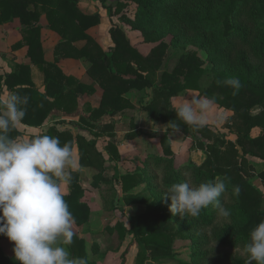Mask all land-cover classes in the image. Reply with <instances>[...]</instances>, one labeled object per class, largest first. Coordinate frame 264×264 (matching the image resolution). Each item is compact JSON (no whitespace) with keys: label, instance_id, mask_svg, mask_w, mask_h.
<instances>
[{"label":"trees","instance_id":"1","mask_svg":"<svg viewBox=\"0 0 264 264\" xmlns=\"http://www.w3.org/2000/svg\"><path fill=\"white\" fill-rule=\"evenodd\" d=\"M78 2L0 0V24L17 17L23 26V38L28 46L30 63L20 64L17 72L8 73L5 77L0 75V89L5 86L12 92L29 97L22 123L41 126L54 109L71 114L78 108L85 93L95 92L92 85L64 74L56 64L61 58H77L87 62V73L99 81L102 89L99 105L91 108L92 111L86 109L93 116H114L133 109L135 106L124 94L131 89H150L152 98L142 105V109L154 121L167 124V130L191 132L198 142L197 146L206 152V157L200 165L189 161L176 167L168 138L164 135L161 138L162 154L154 157L148 155L147 158L153 159V162H148V159L144 162L143 177L149 182L151 177L147 175L148 170L152 167L162 168V185L166 191L172 183L189 181L190 178L193 184H198L214 180L217 176H228L229 189L221 200L223 202L225 197L230 198V204L226 206L231 211L230 222L221 227L214 225L218 215L211 206L202 210L198 217L188 218L192 225L205 231L204 240H207L206 229H211L212 240L220 246L243 248L250 230L264 220V209L261 208L263 194L249 181L252 169L246 165L248 157L264 161V0H117L114 8L106 6L105 0H100L110 15L121 13L129 2L136 5L130 24L140 30L146 42L152 44L145 54L131 44L118 24L110 26L108 31L112 44L103 48L87 32L100 23V14L80 11ZM42 13L46 15L48 27L61 37L54 48L53 62L43 59L39 25ZM120 16L124 17V14ZM167 36H170L169 42L166 41ZM169 46L184 51L172 71H162L158 79L157 72ZM188 46L204 51L206 58H201L195 50L187 49ZM31 63L36 64L44 75V91L25 78ZM207 73L210 81L202 87L201 79ZM227 77H237L242 82L243 87L238 93L233 94V89L222 83ZM16 82L22 83L15 86ZM188 89L199 91L198 95L215 97L217 106L232 112L229 120L236 129L233 141L223 134H215L216 129L210 125L197 130L175 116L176 107L171 106L170 98ZM79 119L91 126L84 115H80ZM173 123L178 126L176 129L171 127ZM258 126H262L260 134L252 136V129ZM228 127L232 129V126ZM94 128L97 135L104 133L110 138L104 146V151L109 154L108 159L113 161L118 158L114 141L115 122L108 121ZM45 134L59 137L61 144L70 143L73 150L76 148L78 167L72 171V182L67 185L68 191L64 196L75 223L80 225L87 220L88 213V205L82 200L84 188L79 180L80 167L93 164L87 148L93 147L94 142L83 134H74L70 128L59 129L56 125H50L40 135ZM11 135L20 138L21 132L15 127ZM199 135L203 138H199ZM105 169V165H100L92 176L94 186H97V180ZM259 175L264 185V170ZM138 177V174L123 176L122 188H130L137 183ZM233 186L240 188L238 197L233 195ZM125 202L130 205L146 202V199L139 195H128ZM114 207H118L115 201ZM148 212L137 220L133 219L128 229L145 248L167 251L174 234L186 235L183 228H172L170 211L154 207ZM148 219L150 221L147 222ZM2 239L7 237L0 235V264H16L17 261L2 248ZM69 251L72 257H86L89 264H97L88 256L82 237L74 234ZM200 257L201 254L196 253L191 261H180L178 264H200ZM245 259L234 258L230 264H245Z\"/></svg>","mask_w":264,"mask_h":264},{"label":"rangeland","instance_id":"2","mask_svg":"<svg viewBox=\"0 0 264 264\" xmlns=\"http://www.w3.org/2000/svg\"><path fill=\"white\" fill-rule=\"evenodd\" d=\"M96 2L100 4V0H96ZM116 2L117 0H105L106 6H112L113 8ZM135 9L136 5L132 2L124 6L121 9V13L126 18L120 16L121 13L110 15L107 11L110 21H105L106 24L99 30L101 32H98V37L102 38L100 41L103 47L108 48L112 43L108 36V27L110 28L112 24H118L131 44L140 52L145 54L150 50L152 44L146 42L140 30L134 29L130 24V21L134 18ZM106 39L109 43L106 42ZM169 40L170 36H167L166 41L169 42ZM187 49L195 50L201 58H206L205 52L198 50L194 46H188ZM166 51L161 68L157 72L158 79L162 71H172L184 50L169 46ZM209 76L207 73L202 77V87L207 86L209 83ZM99 87L98 93L102 95V90ZM198 94L199 91L197 90H185L170 98L171 106L176 107L183 97L190 100L191 95ZM127 96V99L135 107L114 115V141L118 150V158L113 161L108 159L109 154L104 151V146L110 138L104 133L97 135L96 132H93L95 125L106 123V116L101 114L92 117V112L89 111L90 115L85 114L84 117H88L87 121L91 123V126L83 123L80 119L79 122L75 123L79 126L83 124L80 126V130L77 129L81 131V135L86 133L87 138L94 142L93 147L87 148V151L91 152L93 164L81 165L79 175L80 183L84 188L82 200L88 205L87 220L80 225L74 222L73 225L74 234L84 239L88 256L96 260L97 264H178L180 261H191L192 256L196 253L201 254L198 259L200 264H230V261L234 258L245 259L243 248L220 246L212 240L211 229H206L207 240H204L205 231L192 225L188 216L185 218H181L179 214L170 216L172 228L174 230L183 228L186 235L181 233L174 234L167 251L145 248L135 240L133 234L128 232L132 220L139 219L144 213L148 214L150 209L161 207L165 208V211H169L170 200L166 199L164 195L162 168L154 169L152 167L148 170L147 175L151 177L149 182L142 175L144 162L147 159L148 162H153V159L147 158L148 155L154 157L162 154L163 145L161 138L164 135L167 136L176 167H180L189 161L200 165L206 157V152L197 146L198 142L191 132L167 130V124L156 122L148 116L147 112L142 109V105L151 100L152 91L150 89L141 91L131 89L127 92ZM173 99H175V102H173ZM99 102V96L93 95L88 102L89 106H86L85 109L96 108ZM79 109L77 108L71 113L77 112ZM256 111L257 109L254 110V112ZM209 115L210 121L208 125L216 129L214 131L215 134H223L226 139L233 141L236 137V129L229 120L232 112L214 104ZM228 125L232 126L231 130H229ZM261 130L262 126L254 127L251 135H259ZM199 138L203 137L199 135ZM73 155L77 168L78 154L76 148L73 150ZM100 165H105L106 169L97 180V186H94L92 184V176ZM246 165L247 167L249 166L248 161ZM259 173L255 175L252 169L249 172V181L263 194L261 208L264 209V185ZM132 174L139 175L137 183H133L128 189H123L121 178ZM189 182L192 183V178L189 179ZM67 191L68 186H63V193H67ZM128 195L142 196L146 199V202L129 205L125 202V197ZM114 201L118 204L116 208L114 207ZM223 203L225 207L229 205L230 198L225 197ZM146 221L148 222L150 219ZM229 222V218L225 219L217 216L214 225L221 227ZM13 245L14 242H10L8 239L1 240V246L5 253L12 258L14 257L12 252ZM16 264H19V262L17 261Z\"/></svg>","mask_w":264,"mask_h":264},{"label":"clouds","instance_id":"3","mask_svg":"<svg viewBox=\"0 0 264 264\" xmlns=\"http://www.w3.org/2000/svg\"><path fill=\"white\" fill-rule=\"evenodd\" d=\"M233 89L243 87L237 77L222 82ZM29 97L10 92L0 98V235L14 242V261L19 264H89L86 257H72L75 218L63 193V186L72 182L76 161L70 143L61 144L59 137L38 135L24 140L11 135L26 115ZM215 97L191 95L176 105L175 116L194 129L209 124ZM176 129L178 126L172 124ZM157 131V129H155ZM230 178L193 184L187 180L172 183L164 192L170 200L169 211L198 217L212 207L219 217L228 219L230 209L221 200L229 189ZM239 196V186H233ZM245 264H264V220L249 232L244 243Z\"/></svg>","mask_w":264,"mask_h":264},{"label":"crops","instance_id":"4","mask_svg":"<svg viewBox=\"0 0 264 264\" xmlns=\"http://www.w3.org/2000/svg\"><path fill=\"white\" fill-rule=\"evenodd\" d=\"M97 3L98 2H96V0H79L78 8L80 9V11L86 14H93V13L100 14L101 16L100 23L90 28L87 32L91 36H93L103 47L100 41V39L102 38L98 37L99 36L98 32H101L99 30L102 29V27L106 24L105 21H110V19L108 17L107 9L104 6L100 5L101 3L100 4ZM39 25H40V40L43 50V59L46 62H53L54 48L61 37L57 32H55L54 30L48 27V20L44 13L40 15ZM22 28L23 26L21 25L17 17H14L11 20L5 21L0 24V75H3V77H5V75L8 73L17 72L18 66L20 64L30 63V59L27 54L28 46L23 38ZM108 36L110 37L109 34ZM106 42L109 43L107 39ZM56 64L60 67V69L64 74L68 76H73L80 81L92 85L93 88L95 89V92H93L92 94L85 93L83 95V97L79 101L80 104L78 106V108H80L81 110L79 109V111L77 112L66 114L59 109H54L49 113L48 117L43 122V124L38 127L28 126L22 122L19 123L16 127L21 132V137H20L21 139L28 140L32 137L38 136L42 132H44L50 125H56L59 129H62L63 127L70 128L73 130L74 134L76 133L81 134V131H79L80 127L75 123L79 122L80 115H85V114L90 115L85 108L87 104H89L88 102L90 101L91 96L93 95L99 96V99L101 97V94L98 93V87H99V83H97L98 80L92 79L87 73V67H88L87 62L83 61L82 59L67 57V58L59 59L56 62ZM27 74L25 75V78L28 79L27 81H30V83H32L34 87L44 91V75L38 69V66L36 64L33 63L30 64V71ZM20 83L22 82H16L15 86L21 85ZM26 83L28 84V82ZM10 92H12V90H8L4 86L3 89H0V98L6 97ZM124 96L128 97L127 93H125ZM175 99H173V102H175L174 101ZM104 115L107 118L106 123L108 121L115 122L113 120L114 116H110L108 114H104ZM95 116H97V114ZM93 132H97V129L93 128ZM83 135L85 137H88L86 133H84ZM247 161L249 166H252L251 169H253V173H255V175H257L260 171L264 170V161L254 157H248Z\"/></svg>","mask_w":264,"mask_h":264}]
</instances>
